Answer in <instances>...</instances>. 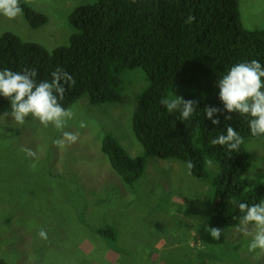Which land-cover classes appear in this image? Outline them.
<instances>
[{
    "label": "rangeland",
    "instance_id": "rangeland-1",
    "mask_svg": "<svg viewBox=\"0 0 264 264\" xmlns=\"http://www.w3.org/2000/svg\"><path fill=\"white\" fill-rule=\"evenodd\" d=\"M23 1L47 22L35 29L23 15L0 16V35L13 33L49 50L69 43L71 12L94 2ZM239 12L245 29H264V0H240ZM122 79L124 90L118 103L92 105L83 96L70 107L74 116L64 131L79 133L76 143L55 145L62 132L53 125L45 127L31 117L19 125L11 116L2 115L10 106L0 110L4 214L0 218L11 220L0 228L5 230L4 240L14 243V249L6 252V264H14L17 254L18 264L46 260L51 263L45 264H181L187 251L191 262L201 260L199 264H264V252L250 253L251 237L239 232L238 226L218 228L220 238L211 237L207 220L214 210V190L209 181L191 176L186 164L149 157L132 187L125 186L113 171L101 152L105 135L115 138L130 157L143 154L131 126L138 97L148 83L140 68L122 71ZM182 91L173 89L169 96H181ZM81 121L86 122L85 128L79 127ZM244 146L251 156L250 168L243 175L247 188L264 189L258 183L264 179V138H247ZM22 148H31L37 158L27 157ZM206 170L213 176L219 167L206 160ZM105 224L115 228L120 251L92 231ZM41 228L47 231V239L38 236ZM222 242L230 250L215 255Z\"/></svg>",
    "mask_w": 264,
    "mask_h": 264
},
{
    "label": "trees",
    "instance_id": "trees-1",
    "mask_svg": "<svg viewBox=\"0 0 264 264\" xmlns=\"http://www.w3.org/2000/svg\"><path fill=\"white\" fill-rule=\"evenodd\" d=\"M239 3L240 0H94L91 5L79 6L71 12L68 22L73 33L65 46L49 50L13 33L1 34L0 70L20 72L34 67L40 81L50 80L56 68L63 69L76 81L74 86L66 85L61 101L62 106L70 108L83 96L92 105L118 103L124 90L122 71L142 69L148 85L138 97L131 128L143 154L130 157L111 135L103 137L101 152L127 187H132L143 175L149 157L184 164L191 160L196 166L190 175L209 181L214 190V210L207 220L208 227L233 228L239 225L241 213L232 199L258 203L264 198V189H248L243 179L251 163L244 142L238 150L230 152L224 146L211 145L210 141L226 126H232L243 141L264 136L250 134L246 116L224 112L219 116L220 124L213 125L203 109L208 106L223 109L216 82L231 66L253 59L264 66V29L247 30L242 26ZM20 6L32 28L47 22L23 0ZM189 15L195 16V20L186 24ZM176 88L185 90L181 94L183 99L197 102L196 111L187 120L181 118L179 111L169 113L160 103L162 97ZM8 106L9 101L0 96V110ZM225 115H231L232 119L225 120ZM216 118L214 114L213 119ZM206 160L218 165L217 174L208 173ZM2 210L1 206L0 216L4 215ZM0 220V227L11 221L4 217ZM2 231L5 233L0 228V264H6V252L14 243L5 241ZM92 231L120 251L112 225L105 224ZM219 244L215 255L222 256L230 250L227 243ZM188 254L184 253L181 264L202 263L191 262ZM233 255L237 257L236 251ZM17 257L18 254L14 264H18ZM45 263L51 261L37 262Z\"/></svg>",
    "mask_w": 264,
    "mask_h": 264
},
{
    "label": "clouds",
    "instance_id": "clouds-1",
    "mask_svg": "<svg viewBox=\"0 0 264 264\" xmlns=\"http://www.w3.org/2000/svg\"><path fill=\"white\" fill-rule=\"evenodd\" d=\"M22 15L23 8L20 6V0H0V16L15 19ZM194 20L195 16L189 15L185 23L191 24ZM50 76V80L38 81L37 69L34 67L24 68L20 72L10 69L0 70V96L10 103V111L2 115L11 116L19 125H23L28 117L39 121L45 127L53 125L62 132V138L53 141L55 145L76 143L79 133L64 131L68 120L73 118L74 111L61 104L66 85L74 86L76 81L72 75L59 67L52 71ZM262 78H264V66L255 59L231 66L216 82L219 90L218 98L223 104V109L205 107L203 109L205 117L211 120L213 125H219V116L224 112L246 116L250 134L253 137L264 136V79ZM160 103L169 113L179 111L184 120L189 119L197 109L195 100H185L173 93L162 97ZM214 114L217 115L216 119H213ZM224 119L231 120L232 116L225 115ZM86 126V122H80V128ZM243 142V137L232 126H226L223 132L210 141L211 145L224 146L230 152L238 150ZM21 151L27 157L37 158V153L31 148H22ZM195 166L191 160L186 162L189 174ZM247 179L253 181L255 176H247ZM258 183L264 184V179L259 180ZM231 202L241 213L238 231L251 237L248 251L250 253L257 250L264 252V199L252 204L241 202L236 198H233ZM37 234L41 239H47L45 229L41 228ZM221 234V229H210L213 239H219Z\"/></svg>",
    "mask_w": 264,
    "mask_h": 264
}]
</instances>
